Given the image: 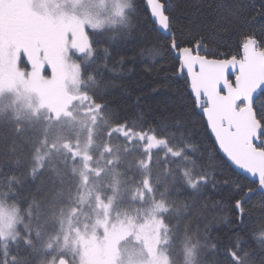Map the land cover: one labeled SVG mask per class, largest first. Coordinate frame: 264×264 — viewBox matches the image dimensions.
I'll return each mask as SVG.
<instances>
[{"label":"trees","instance_id":"trees-1","mask_svg":"<svg viewBox=\"0 0 264 264\" xmlns=\"http://www.w3.org/2000/svg\"><path fill=\"white\" fill-rule=\"evenodd\" d=\"M216 2L170 0L177 36L180 30L185 33L184 39L205 33L215 46L213 51L224 56L235 54L241 28L234 26L225 32L211 26V6ZM242 2L249 6L248 10L255 6L258 11L264 0ZM136 5L137 0H132L128 23L89 31L92 57L88 62L78 59L83 104L99 107L102 129H109L97 142L98 148L91 153L94 163L84 174L78 159L62 147L60 139L66 133L67 115H59L62 124L49 130L53 116L44 107L46 94L30 89L32 82L25 77V81L0 94V197L16 205L24 217L29 211H41L40 223L33 226L31 243L22 239L5 243L0 238V264H56L62 257L69 264L82 263L83 250H77L74 243L82 234L83 240L91 237L92 231L98 229L97 218L107 210L113 219L145 214L141 222L147 221V216L161 220L156 223L163 241L160 248L168 254L171 264H264V207H260L264 197L252 194L253 199L244 206V234L233 236L239 227L231 204L235 192L231 188L208 189L207 196L189 192L187 184L189 179H195V173L191 174V164L183 154L174 153L187 145L190 135L170 129L174 126L172 115L182 113V105L190 106L191 102L183 99L182 83H163L169 75L164 70L174 66V57L163 52L159 56L152 52L141 54L135 45L126 43L137 36ZM140 10L146 11L143 4ZM254 31L259 33V21ZM21 62L24 76L37 69L29 68L22 59ZM43 71L50 74L48 69ZM57 91L52 90L54 99H58ZM62 96L66 104L71 103L64 90ZM141 108L145 111L143 118L137 113ZM47 117L50 121L45 125ZM197 131L208 155H217L208 133L202 128ZM138 134L145 137L144 146ZM147 134L167 136L168 143L150 146ZM132 144L143 147L137 150ZM216 162L225 163L222 159ZM224 171L230 174L226 168ZM81 175L86 176L87 185ZM75 210L81 211L84 218ZM68 233L70 238L64 241ZM93 250L92 246L88 249L91 253ZM231 252H235L237 260Z\"/></svg>","mask_w":264,"mask_h":264},{"label":"snow or ice","instance_id":"snow-or-ice-1","mask_svg":"<svg viewBox=\"0 0 264 264\" xmlns=\"http://www.w3.org/2000/svg\"><path fill=\"white\" fill-rule=\"evenodd\" d=\"M141 4L146 11L141 12ZM171 7L168 0H137V36L126 43L135 45L141 54L159 56L163 52L174 57V66L164 70L169 75L163 83H182L183 99L191 102L171 117L174 126L170 131L190 135L187 145L174 155L183 154L191 164V174L195 173V179L187 184L191 195L199 191L200 196H207L208 189L220 188L235 192L231 204L239 227L232 235L242 236L244 206L253 193L264 197V2L258 11L255 6L248 10L242 0H217L211 6L214 29L227 32L234 26L241 28L236 53L226 56L213 51L215 46L205 33L184 39L180 30L178 37ZM257 21L259 33L254 31ZM137 113L143 118L145 111L141 108ZM198 128L211 137L212 151L217 155H208L199 141ZM149 140L150 146L168 143L167 136L152 135ZM218 159L225 163H217ZM225 168L230 174H225ZM184 174L188 176L189 171ZM260 207H264V200ZM230 255L238 259L235 252Z\"/></svg>","mask_w":264,"mask_h":264},{"label":"rangeland","instance_id":"rangeland-1","mask_svg":"<svg viewBox=\"0 0 264 264\" xmlns=\"http://www.w3.org/2000/svg\"><path fill=\"white\" fill-rule=\"evenodd\" d=\"M131 8L132 0H29L27 11L30 22L33 19L40 24L48 36L37 41L30 51L21 52L27 32L23 27L20 11L13 2L0 0V94L17 80L20 70H23L20 59L29 61L33 69L37 68L36 72L29 69L24 77L32 82L30 89L48 96L44 107L49 110L47 114L53 116L51 121L49 117L45 118V125L50 121L49 130L53 131V126L62 124L59 115H67L66 133L60 140L65 153L69 152L78 159L82 174L91 169L94 163L91 153L98 148L97 142L102 140L103 134L109 132V129H102L103 118L99 107L83 104L81 62L78 59L81 57L83 62H88L92 57L89 31L116 28L128 23ZM34 48L37 50L36 56L40 54V58L31 53ZM40 64L48 69L53 67V72L47 75ZM38 70L41 76L38 75ZM53 81L55 82L52 83ZM55 88L58 89V99H54L52 95ZM62 89L71 103L66 104ZM48 100L52 101L51 104ZM3 103L1 100V104ZM76 105L79 106L74 108ZM66 111L71 112L66 114ZM148 136L151 135L147 134ZM137 137L144 146L145 137L142 134ZM106 144L109 145L110 142L107 140ZM141 145L132 144L137 150L138 147H143ZM81 178L87 185L86 176L81 175ZM80 200L82 204L86 202L82 195ZM107 211L101 213L103 217L97 218L98 229L92 231L91 237L83 240L82 234L83 238L79 236V241L74 243L77 250L78 247L83 250V262L77 261L76 264H171L168 254L160 248L163 241L156 223L161 220L147 216V221L141 222L145 214L113 219L112 214ZM75 212L84 218L81 211ZM26 217L29 219L26 220ZM26 217L16 205L9 204L0 197V238L5 243H16L20 239L31 243L33 226L40 223L41 211L36 214L29 211ZM67 224L70 226L72 221L69 220ZM69 238V233L63 237L64 241ZM91 246L94 248L92 253L88 251ZM105 259L107 263H104ZM51 263L52 261L49 262Z\"/></svg>","mask_w":264,"mask_h":264},{"label":"flooded vegetation","instance_id":"flooded-vegetation-1","mask_svg":"<svg viewBox=\"0 0 264 264\" xmlns=\"http://www.w3.org/2000/svg\"><path fill=\"white\" fill-rule=\"evenodd\" d=\"M7 1L13 2L17 6L18 10L20 11L21 19L23 21V27L25 28V31L27 32V34H26L27 36L23 41L21 52L30 51V49L32 47H35V44L37 41H39V40L42 41V38L44 40V37L46 38L48 36L45 32L46 30L40 24L34 22L33 19H32L33 22H30V19L28 18L27 6H26V8L23 9L22 6L19 4L18 0H7ZM28 3H29V0H28ZM40 44H42V43H40ZM33 50L34 51H32L31 53L35 57L37 55V50L35 48ZM36 57L40 58V54H38V56H36ZM20 58H21V56H20ZM20 62H21V59H20ZM27 64H28L29 68L33 67L29 61L27 62ZM19 66H20V63H19ZM39 66H40V68H42L43 64H40ZM34 69H36V68H34ZM43 69H48V68L43 67ZM48 70L50 72H53V67H50ZM21 80L25 81L24 80V73H22V70H20V72L17 76V80L15 82H13L11 85H9L8 87H11L14 84H17ZM4 91H5V89H4Z\"/></svg>","mask_w":264,"mask_h":264},{"label":"water","instance_id":"water-1","mask_svg":"<svg viewBox=\"0 0 264 264\" xmlns=\"http://www.w3.org/2000/svg\"><path fill=\"white\" fill-rule=\"evenodd\" d=\"M170 0H168L169 2ZM19 4L22 6V8H26L28 0H18ZM56 264H69V262L65 258H60Z\"/></svg>","mask_w":264,"mask_h":264}]
</instances>
